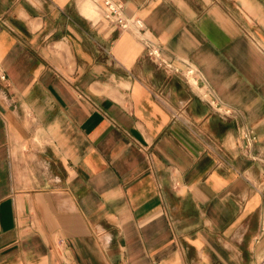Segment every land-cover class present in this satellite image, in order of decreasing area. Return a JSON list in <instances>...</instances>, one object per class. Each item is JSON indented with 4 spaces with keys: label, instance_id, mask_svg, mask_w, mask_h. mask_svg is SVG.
Returning <instances> with one entry per match:
<instances>
[{
    "label": "crops",
    "instance_id": "obj_1",
    "mask_svg": "<svg viewBox=\"0 0 264 264\" xmlns=\"http://www.w3.org/2000/svg\"><path fill=\"white\" fill-rule=\"evenodd\" d=\"M0 0V264H264V0Z\"/></svg>",
    "mask_w": 264,
    "mask_h": 264
},
{
    "label": "built area",
    "instance_id": "obj_2",
    "mask_svg": "<svg viewBox=\"0 0 264 264\" xmlns=\"http://www.w3.org/2000/svg\"><path fill=\"white\" fill-rule=\"evenodd\" d=\"M103 4L106 8L104 16L113 24H119L120 26L127 28L131 23L141 25L140 19L135 15H127L125 8L121 2L117 0H103Z\"/></svg>",
    "mask_w": 264,
    "mask_h": 264
}]
</instances>
